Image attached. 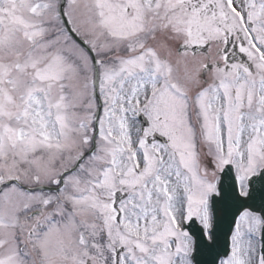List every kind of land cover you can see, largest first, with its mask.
Returning <instances> with one entry per match:
<instances>
[{
	"label": "snow or ice",
	"instance_id": "6c2138e0",
	"mask_svg": "<svg viewBox=\"0 0 264 264\" xmlns=\"http://www.w3.org/2000/svg\"><path fill=\"white\" fill-rule=\"evenodd\" d=\"M0 264H264V0H0Z\"/></svg>",
	"mask_w": 264,
	"mask_h": 264
}]
</instances>
